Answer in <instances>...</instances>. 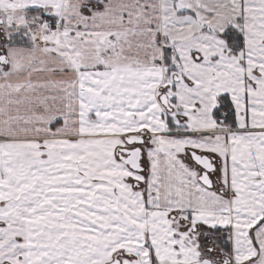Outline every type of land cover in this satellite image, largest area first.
I'll return each mask as SVG.
<instances>
[{
  "label": "snow or ice",
  "instance_id": "1",
  "mask_svg": "<svg viewBox=\"0 0 264 264\" xmlns=\"http://www.w3.org/2000/svg\"><path fill=\"white\" fill-rule=\"evenodd\" d=\"M0 264H264V0H0Z\"/></svg>",
  "mask_w": 264,
  "mask_h": 264
}]
</instances>
